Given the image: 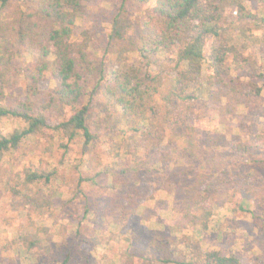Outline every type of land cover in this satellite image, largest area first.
I'll return each instance as SVG.
<instances>
[{
    "label": "rangeland",
    "instance_id": "rangeland-1",
    "mask_svg": "<svg viewBox=\"0 0 264 264\" xmlns=\"http://www.w3.org/2000/svg\"><path fill=\"white\" fill-rule=\"evenodd\" d=\"M121 2L91 0L75 30L87 41L84 101L96 138L39 130L0 156V264H203L208 250L264 264V1L244 0L252 19L221 0L222 33L207 39L195 98L162 108L160 138L125 117L109 91L110 74L139 61L147 20L145 6L119 16ZM26 4L9 0L3 13ZM219 46L231 49L222 81L211 76ZM3 51L0 42V105L17 107L29 94L14 69L35 58L14 50L10 68ZM163 58L152 70L170 87L176 70ZM55 85L46 72L30 99L51 122L71 111L49 104ZM26 126L2 117L0 136ZM33 171L52 177L30 181Z\"/></svg>",
    "mask_w": 264,
    "mask_h": 264
},
{
    "label": "trees",
    "instance_id": "trees-1",
    "mask_svg": "<svg viewBox=\"0 0 264 264\" xmlns=\"http://www.w3.org/2000/svg\"><path fill=\"white\" fill-rule=\"evenodd\" d=\"M90 1L27 0L26 5L13 7L3 13L9 0H0V42L3 52H8V57L6 54L1 63L12 68L10 60L15 55L14 50L28 52L35 58L27 66L14 69L23 72L29 95L21 99L17 107L0 105V118L19 117L27 125L9 136H0V156L5 151L18 148L25 137L39 130L50 129L67 137L69 141L82 134L86 144L96 138L87 123L90 103L84 101L88 92L87 41L75 38L78 20ZM220 2L221 0H122L119 16L126 15L129 6L137 9L145 6L147 20L135 41L140 54L139 61L114 70L110 74L109 91L122 114L142 124L145 128L143 132L147 135L155 138L163 136V125L160 123L163 107L165 112L170 111V107L178 99L195 98L193 88L203 69L207 39H218L222 33ZM233 2L239 8L240 18L257 17L244 6V0ZM117 18L114 20L115 25ZM261 20L264 23V16ZM115 33L120 34L118 29ZM230 50L229 47L219 46L210 54L213 69L211 76L218 81H222L229 73L225 61ZM161 57H164L162 60L165 64L167 61L173 63L176 70L170 87L164 86L159 73L152 70L162 66ZM46 72H50L56 82L49 104H55L56 109H64L65 106L71 109L68 116L67 112L65 115L59 114L53 120L54 123L48 119L47 114L33 112L30 105V99L38 94L39 84ZM158 97L164 102H159ZM155 121L158 124L155 132L150 131L153 127L151 124ZM186 149H190L189 146ZM51 177L52 173L36 171L27 176L30 181L44 179L47 182ZM202 261L203 264H261L256 260L246 262L235 255H224L219 250L204 252Z\"/></svg>",
    "mask_w": 264,
    "mask_h": 264
}]
</instances>
